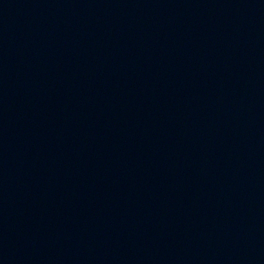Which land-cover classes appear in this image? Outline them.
<instances>
[{
  "label": "water",
  "instance_id": "95a60500",
  "mask_svg": "<svg viewBox=\"0 0 264 264\" xmlns=\"http://www.w3.org/2000/svg\"><path fill=\"white\" fill-rule=\"evenodd\" d=\"M0 264H264V43L125 69L0 123Z\"/></svg>",
  "mask_w": 264,
  "mask_h": 264
}]
</instances>
